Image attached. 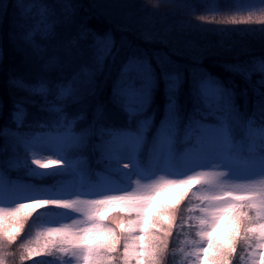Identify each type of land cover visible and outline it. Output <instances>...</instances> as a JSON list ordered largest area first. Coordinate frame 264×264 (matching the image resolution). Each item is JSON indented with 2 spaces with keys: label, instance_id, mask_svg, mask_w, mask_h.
<instances>
[{
  "label": "snow or ice",
  "instance_id": "6c2138e0",
  "mask_svg": "<svg viewBox=\"0 0 264 264\" xmlns=\"http://www.w3.org/2000/svg\"><path fill=\"white\" fill-rule=\"evenodd\" d=\"M16 7L22 42L46 68L70 71L55 80H11L25 95L13 100L15 127H0V264L17 256L8 249L22 234L19 264H36L41 256L55 258L48 264H161L178 206L189 197L180 225L196 228L197 239L185 241L191 250L180 249L185 259L192 257L189 264H233L240 244V264H264V56L225 65L245 87L207 72L188 80L179 69L168 70L170 58L125 54L110 33L84 26L48 56L36 37L54 39L59 25L73 22L75 5L64 3L59 14L43 0H16ZM196 19L259 25L264 32V0L244 14L216 8ZM112 66V104L125 113L127 126L105 124L98 104L81 127L86 113L69 107L94 96L97 76ZM161 84L163 116L155 125V110L145 114ZM30 107L43 115L26 124ZM87 153L96 155L101 171ZM18 169L68 179L52 188L9 181L6 171ZM221 225L223 237L213 235Z\"/></svg>",
  "mask_w": 264,
  "mask_h": 264
},
{
  "label": "trees",
  "instance_id": "16d2710c",
  "mask_svg": "<svg viewBox=\"0 0 264 264\" xmlns=\"http://www.w3.org/2000/svg\"><path fill=\"white\" fill-rule=\"evenodd\" d=\"M248 0H43L55 7L57 13L62 12L64 3L75 5V16L71 24H61L56 29V36L50 41L36 40L47 45V55L60 51V45L70 39L84 26L94 33H110L121 46L122 52H146L150 57L155 56L161 61L171 59L166 63L169 71L179 69L190 80L192 74L210 73L219 77L230 86L235 81L240 87H245L238 76L225 70V65L248 61L251 57L264 56V32L259 31V25H216L205 24L196 19L199 15H210L216 8L231 9L246 13ZM251 3V2H250ZM259 5V2H255ZM219 18V17H218ZM19 11L16 0H0V127L5 125L14 128L11 121L13 100L24 96L11 86L14 77H21L25 81H34L41 76L57 79L70 71L46 68L44 60L37 57L28 44L20 37L21 29ZM155 60L153 64L155 65ZM117 67L106 68L104 73L97 76L96 94L89 96L82 104L69 107L70 113L83 110L86 120L80 125L85 126L95 115L98 104L105 108L104 123L116 127H125L127 117L118 107L112 104V82L116 77ZM159 71V70H158ZM239 91V88L237 89ZM187 98V84L181 94V102ZM243 105V98H240ZM188 107H191L189 103ZM164 96L163 84L157 92L155 102L145 114L152 115L155 110V125L163 116ZM248 109L251 111V92L249 93ZM26 124L34 122L42 116L36 108L28 109ZM135 127V121L132 122ZM27 130V129H26ZM155 131V126L152 132ZM151 135V133L149 134ZM4 140L0 137V144ZM10 154V153H9ZM89 155L92 168L101 171L102 167L95 163L96 155ZM5 156L0 154V160ZM9 181L30 183L37 187L52 188L60 180L68 177L44 176L30 177L23 169L7 170ZM97 179L95 175L92 177ZM189 197L178 206L177 220L173 234L168 238V247L163 253L161 264H177L181 217H186ZM195 202V201H193ZM7 206V205H5ZM35 215V214H34ZM28 232L26 227L25 233ZM196 231L193 232L195 235ZM224 227L217 233L223 237ZM27 236L22 234L8 251L17 252V256L8 258V264H19V244ZM175 250V251H174ZM243 244L238 245L233 264H240V255L244 254ZM25 264H29L26 261Z\"/></svg>",
  "mask_w": 264,
  "mask_h": 264
},
{
  "label": "rangeland",
  "instance_id": "374dc122",
  "mask_svg": "<svg viewBox=\"0 0 264 264\" xmlns=\"http://www.w3.org/2000/svg\"><path fill=\"white\" fill-rule=\"evenodd\" d=\"M251 2V3H250ZM255 2H259V0H248L247 1V8H249L250 6L253 5H257L255 4ZM44 155H48L47 153H45ZM54 159L56 157H53ZM124 163H127V161H123ZM21 170V169H20ZM45 171V170H42ZM73 218H76L75 216ZM65 222H69V221H65ZM221 226L217 227V229L215 230V232L213 233V235L216 236V234L218 233V231L220 230ZM180 229V240H179V245L177 248V252H178V259H177V264H189L190 260L192 259V257H188V258H184L183 253L180 251L181 248L184 249V252H188L191 250V246L188 245L185 241L186 240H195L197 239L196 235L193 234L194 231H196V228H190L187 224L184 225L183 228H179ZM27 239V238H26ZM36 261V264H48L49 261L54 260V257H47V256H41V257H36L34 258ZM29 264H33V261H29Z\"/></svg>",
  "mask_w": 264,
  "mask_h": 264
}]
</instances>
